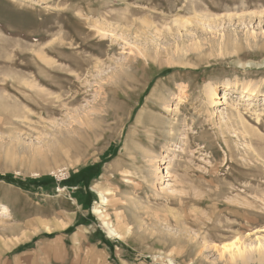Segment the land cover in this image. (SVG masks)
<instances>
[{"label":"rangeland","instance_id":"1","mask_svg":"<svg viewBox=\"0 0 264 264\" xmlns=\"http://www.w3.org/2000/svg\"><path fill=\"white\" fill-rule=\"evenodd\" d=\"M0 108V264H264V0H0Z\"/></svg>","mask_w":264,"mask_h":264},{"label":"bare ground","instance_id":"2","mask_svg":"<svg viewBox=\"0 0 264 264\" xmlns=\"http://www.w3.org/2000/svg\"><path fill=\"white\" fill-rule=\"evenodd\" d=\"M99 34V33H98ZM145 54V53H144ZM146 55V54H145ZM154 55H156V54H154ZM149 56V55H148ZM156 57V56H155ZM153 59H155V58H153ZM45 60V59H44ZM47 61V60H46ZM48 63V62H47ZM177 63V62H176ZM170 64H173V61L172 60H167L165 63H162V64H160V66L159 67H161L162 65H170ZM174 65H176V64H174ZM48 66V65H47ZM153 72V71H152ZM152 72H150V73H152ZM149 73V74H150ZM80 76V75H79ZM72 77V76H71ZM132 80V79H131ZM127 81V80H126ZM29 84V83H28ZM35 85V84H34ZM209 94H211V95H214V94H216V86H214V85H212L211 87H210V89H209ZM39 93H41V91L39 92ZM2 97V96H1ZM4 99V98H3ZM160 99V98H159ZM16 107V106H15ZM15 107H13V113L11 114V115H13L14 114V110L17 112L18 110H16V109H14ZM1 109V108H0ZM3 110V109H2ZM11 110V109H10ZM8 111V110H7ZM10 112H12V111H10ZM9 112V113H10ZM20 112V111H19ZM19 112H17V113H19ZM3 113V112H2ZM6 113V112H5ZM16 113V114H17ZM18 115V114H17ZM21 115H23V114H21ZM84 138V137H83ZM76 141V140H75ZM83 141V140H82ZM78 142V141H77ZM76 142V143H77ZM80 143H81V141H79ZM76 145H78V143L76 144ZM74 146V145H73ZM73 146H71V148L73 147ZM79 147V146H78ZM81 147V146H80ZM70 148V149H71ZM82 148V147H81ZM73 149H74V147H73ZM72 149V150H73ZM78 149H80V148H78ZM83 149H84V147H83ZM82 149V150H83ZM1 214H5V215H9L8 214V210L4 207V208H2V211H1Z\"/></svg>","mask_w":264,"mask_h":264},{"label":"trees","instance_id":"3","mask_svg":"<svg viewBox=\"0 0 264 264\" xmlns=\"http://www.w3.org/2000/svg\"><path fill=\"white\" fill-rule=\"evenodd\" d=\"M4 179L11 180V178L9 176H7V175L4 177Z\"/></svg>","mask_w":264,"mask_h":264}]
</instances>
